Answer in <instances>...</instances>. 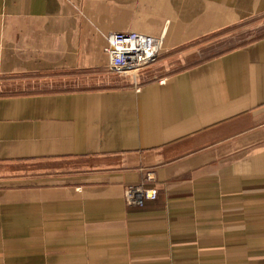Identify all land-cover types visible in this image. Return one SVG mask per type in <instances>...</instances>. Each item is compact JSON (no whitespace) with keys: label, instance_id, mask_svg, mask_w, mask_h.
Listing matches in <instances>:
<instances>
[{"label":"crops","instance_id":"0c3cea01","mask_svg":"<svg viewBox=\"0 0 264 264\" xmlns=\"http://www.w3.org/2000/svg\"><path fill=\"white\" fill-rule=\"evenodd\" d=\"M261 16L264 0H0V75L62 74L0 95V264H264ZM115 32L223 48L125 86ZM140 185L157 198L130 205Z\"/></svg>","mask_w":264,"mask_h":264},{"label":"rangeland","instance_id":"374dc122","mask_svg":"<svg viewBox=\"0 0 264 264\" xmlns=\"http://www.w3.org/2000/svg\"><path fill=\"white\" fill-rule=\"evenodd\" d=\"M254 26H256V28L250 31L252 35L256 36L264 34V16L256 18ZM222 48L223 46L221 44L219 45V43L208 44L206 38H202L199 41L193 42L186 46L175 48L165 53L163 48L160 50L157 60L145 67L147 69L143 74L138 75L137 77H133L132 73H125L122 76H116V78L119 84H123L126 86L128 84H131L130 82L140 83L151 78L163 77L168 75L170 72L177 71L199 60L209 57L211 54L219 51ZM83 73H86L83 74L84 76H86V78H89L92 75V73H90V70H83ZM73 75L74 74L70 76ZM55 77H62V74L52 73V71L44 70L36 73H11L0 75V95L17 94L22 93V91H32L36 89L45 90L48 87L52 88L50 87V85H47V80L53 79ZM74 85L78 86L79 84ZM29 169V164L23 165L22 172L25 173L23 175L29 176Z\"/></svg>","mask_w":264,"mask_h":264},{"label":"built area","instance_id":"2783aa9c","mask_svg":"<svg viewBox=\"0 0 264 264\" xmlns=\"http://www.w3.org/2000/svg\"><path fill=\"white\" fill-rule=\"evenodd\" d=\"M161 50V39L137 32H115L108 36L105 52L110 57L109 68L118 74L138 72L158 58ZM155 188L143 185L129 187L126 191L130 205H141L145 199L157 198Z\"/></svg>","mask_w":264,"mask_h":264}]
</instances>
